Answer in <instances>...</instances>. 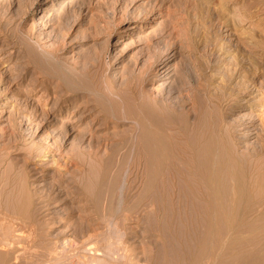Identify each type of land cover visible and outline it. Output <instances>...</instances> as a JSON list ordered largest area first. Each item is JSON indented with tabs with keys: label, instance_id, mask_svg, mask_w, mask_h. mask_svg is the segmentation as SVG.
<instances>
[{
	"label": "rangeland",
	"instance_id": "obj_1",
	"mask_svg": "<svg viewBox=\"0 0 264 264\" xmlns=\"http://www.w3.org/2000/svg\"><path fill=\"white\" fill-rule=\"evenodd\" d=\"M74 65L91 74L71 86ZM216 133L250 186L217 222L179 159ZM263 175L264 0H0V221L21 233L7 262L263 264Z\"/></svg>",
	"mask_w": 264,
	"mask_h": 264
},
{
	"label": "bare ground",
	"instance_id": "obj_2",
	"mask_svg": "<svg viewBox=\"0 0 264 264\" xmlns=\"http://www.w3.org/2000/svg\"><path fill=\"white\" fill-rule=\"evenodd\" d=\"M35 1V0H34ZM244 4V3H243ZM43 11V10H42ZM41 10L39 11V12H42ZM40 14V13H39ZM34 16V15H33ZM33 30V29H32ZM31 30V31H32ZM30 34H32L31 32H30ZM32 37H34V36H32ZM37 39V38H36ZM36 41V40H35ZM38 42V41H37ZM63 43H58V45H57V47L56 48H54V49H50L49 51H45L44 50V52L43 53H45L46 55V57H47V55H50V57L49 58H53V60H52V62H56V63H59L60 64V62L59 61H57L56 60V57H58V55H60V53L62 52V47H63V45H62ZM246 45H247V43H246ZM64 48V47H63ZM47 49H49V48H47ZM8 50V49H7ZM253 51V50H252ZM23 54V53H22ZM63 54V53H62ZM23 56V55H22ZM59 58V57H58ZM23 59H24V63L26 64V67H27V65H28V63H26V61L25 60H27V58L24 56L23 57ZM46 59H48V58H46ZM49 60V59H48ZM46 61V60H45ZM51 61V59L49 60V62ZM63 61V60H62ZM61 61V62H62ZM62 63H64V64H66L65 62H62ZM54 64V63H53ZM25 67V66H24ZM70 68H71V71H70V74L71 73H73V74H66V73H68L67 71H65L66 73V79L67 80H64V79H56V83H55V85L60 89V91L61 92H63L64 94H71V95H73V94H75V95H77V96H82L84 93L82 92V91H80V92H82V93H80L79 92V90H72V89H68V88H66V86H65V82L64 81H68L70 84H71V86L72 85H76V84H78V78H79V76L80 75H82V74H84V75H86V76H88V77H90V74H91V68L89 67V66H82V67H77V66H69ZM78 69H77V68ZM164 68H165V65H161L159 68H158V74H160V75H162L163 73H164ZM61 74V73H60ZM84 75H82V76H84ZM62 77V76H61ZM97 77V76H96ZM59 78V77H58ZM98 78V77H97ZM99 79V78H98ZM64 80V81H63ZM98 80L96 79V82L94 81L93 82V85L95 86L94 88H95V90H97L98 91V89L100 90V88H101V82H100V79H99V81L97 82ZM38 84V83H37ZM43 84V83H42ZM68 84V83H67ZM69 84V85H70ZM35 85V84H34ZM29 86V85H28ZM31 86H33V85H31ZM31 88V87H30ZM28 89V88H27ZM72 90V91H71ZM33 90H29V92H32ZM46 91H48V89L46 90ZM96 91V92H97ZM45 92V91H44ZM54 92V91H53ZM77 92V93H76ZM79 92V93H78ZM51 93V92H50ZM86 94V93H85ZM89 94V93H88ZM51 95V94H50ZM53 98H55V97H53ZM84 98V97H83ZM150 98V100L151 101H155L154 99H151V96L149 97ZM139 105H141L140 103H139ZM139 116V115H138ZM246 118V117H245ZM146 122V121H145ZM139 124V123H138ZM148 124V123H147ZM150 125V124H149ZM241 126V125H240ZM246 128V127H245ZM239 130V129H238ZM240 130H241V128H240ZM216 131H218L217 129H216ZM218 133H219V131H218ZM245 133V132H244ZM217 134V133H216ZM221 134H222V132H221ZM217 135H219V134H217ZM216 135V136H217ZM226 135H228L227 133H226ZM223 136V135H222ZM248 136H251V135H246V137L244 136V138H247ZM243 137V136H242ZM211 139H214V138H211ZM210 139V140H211ZM226 139H228V137L226 136V138L223 136V138L219 135V139L218 138H216V140H214V142H210V140H208L211 144H214L213 146H211V144L209 145L208 144V142H206L205 144H201L200 145V143H195V145H190V147L189 148H187V146L186 147H182L183 149H182V155L179 157V159H180V162H181V164H182V166L185 168V171H186V173L189 175V176H191V178L192 177H194V178H198L199 180H201L203 183H202V185H200L201 186V188L202 189H200V190H202V193H201V195H199L198 194V192H197V194L202 198L201 200L203 201V203H205V206L207 207V208H211V210L212 211H210V213L212 214V215H210V216H212V218H213V220L214 221H216L215 219H214V217H216L218 214L216 213V211H218L219 212V209L218 208H225V207H227L228 205L226 204L228 201L229 202H231V204H229L230 206H228L229 208H232V206L234 205V207H235V204L241 199L240 197H238V195L237 194H239V196L240 195H242V196H244V194H245V192H246V190H247V188L246 187H250L249 185H248V181H247V179H249V178H247V176H246V174L247 173H245L246 172V166H244L243 167V165H245V164H243V162L245 161L244 160V158H243V155L241 156V154L239 155V154H237L235 151L232 153L231 152V150L229 149V146H231L230 144H229V146H228V144H227V140ZM249 139V138H248ZM242 141H244L243 140V138L241 139ZM182 141V140H181ZM187 141V140H186ZM228 142L230 143V141L228 140ZM241 142V141H240ZM188 143V142H187ZM186 143V144H187ZM185 144V145H186ZM191 144V143H190ZM193 144V143H192ZM193 147V148H192ZM204 147V148H203ZM231 148H232V146H231ZM201 150L202 151H204V152H201ZM232 150H233V148H232ZM236 153V154H235ZM143 154V153H142ZM205 157L206 159L207 158H209L208 159V161L207 160H204L203 162L204 163H206L207 164V162H210V163H208V168H207V170L204 168V166H201V168H198V166L200 167V165H202L201 163H203V162H201V160L200 159H202V157ZM142 157V156H141ZM144 157V156H143ZM204 159V158H203ZM144 160V159H143ZM200 160V162L201 163H199L200 165H198L197 166V164H198V161ZM244 160V161H243ZM205 161H207V162H205ZM259 163V162H258ZM255 164V163H254ZM203 167V168H202ZM194 168V169H193ZM245 168V169H244ZM206 171H205V170ZM259 169V168H258ZM200 170H202V171H204V172H202V171H200ZM255 172H258V170L257 171H255ZM187 174H185V175H187ZM258 174H259V172H258ZM257 174V175H258ZM221 175H223L222 176V180H225V182H226V180H228V178H229V180H232V181H235V183H236V188L234 189V190H231V191H228L227 193H221V192H219V190L221 191V186H218V180H221L220 178H221ZM248 175V174H247ZM260 175V174H259ZM225 176V177H224ZM252 176V175H251ZM225 179H224V178ZM257 177V176H256ZM263 177H264V175H263ZM262 176L259 178V176H258V178H259V180H261V178H263ZM257 179V178H256ZM196 180V179H195ZM200 182V181H199ZM198 182V183H199ZM219 182H222V181H219ZM251 182V181H250ZM249 182V183H250ZM201 183V182H200ZM229 183V182H228ZM227 183V184H228ZM247 183V184H246ZM245 184H246V186H245ZM255 184V183H254ZM198 185V184H197ZM231 185V184H230ZM229 185V186H230ZM227 186V185H226ZM255 186V185H254ZM258 186V185H257ZM162 187V186H161ZM166 187V186H165ZM220 189H219V188ZM223 187H224V184H223ZM253 187V186H252ZM228 188V187H227ZM258 188V187H257ZM199 190V191H200ZM197 191H198V189H197ZM196 194V196H197V198H199V196ZM239 198H237V197ZM241 196V197H242ZM36 198V197H35ZM177 198V197H176ZM238 200V201H236V202H234L236 199ZM177 200H178V198H177ZM38 201V200H37ZM46 203V202H45ZM233 203H235V204H233ZM246 203H248V202H246ZM264 203V202H263ZM37 204V203H36ZM224 204V206L223 207H221L222 205ZM233 204V205H232ZM257 204H258V202H257ZM44 205V204H43ZM232 205V206H231ZM256 205V204H255ZM46 206H48V205H46ZM241 206V205H240ZM253 206H254V204H253ZM261 206V205H260ZM263 206V205H262ZM262 206L261 207H259V208H262ZM38 207V206H37ZM227 207V208H228ZM233 207V208H234ZM264 207V206H263ZM42 208V207H41ZM216 208L218 209V210H216ZM226 208V209H227ZM249 208V207H248ZM36 209V208H35ZM45 209V208H44ZM225 209V210H226ZM248 210V209H247ZM250 210V209H249ZM224 212V211H223ZM227 213V212H226ZM220 216V215H219ZM3 217V216H2ZM222 217V216H221ZM245 217V216H244ZM226 218H227V216H226ZM3 221H4V219H2ZM9 220H5V222H2V221H0V230H1V235H0V251H5L6 253H8V254H11V255H13L14 253L16 254L17 252L14 250V249H12L11 247H12V243H14V242H18L17 240L15 241V239L17 238V239H20L19 238V235L21 234L20 232V234H17V236H15L14 235V233L16 232V230H14L12 227H11V225H10V223L8 222ZM226 221V220H225ZM217 222V221H216ZM233 222V221H232ZM2 223V224H1ZM14 223V222H13ZM29 223V222H28ZM27 223V226L29 225ZM228 223V222H227ZM254 223V222H253ZM12 224V223H11ZM19 224V223H18ZM18 224H16V225H18ZM21 224V223H20ZM22 224H25V223H22ZM14 225H15V223H14ZM230 225H231V222H230ZM5 228H4V227ZM22 226V225H21ZM25 226H26V224H25ZM24 225H23V227H24V229L26 228ZM253 226V225H252ZM18 227V226H17ZM22 227V228H23ZM29 227H31L30 225H29ZM28 227V228H29ZM216 227V224H215V222H213V221H211L210 222V228H213V229H216L215 228ZM234 227V226H233ZM237 228V227H236ZM244 228V227H243ZM261 228V227H260ZM229 229V228H228ZM234 229V228H233ZM30 230H32L31 228H30ZM246 230V229H245ZM254 230H255V228H254ZM20 231V230H19ZM22 231V230H21ZM215 231V230H214ZM227 231H229V230H227ZM234 231V230H233ZM237 231V230H236ZM241 231V230H240ZM239 231V232H240ZM262 231V230H261ZM23 232H25L24 230H23ZM22 232V233H23ZM30 232V231H29ZM33 232H35L34 230H33ZM217 232H218V230H217ZM25 233H28L27 231L25 232ZM230 233V232H229ZM232 233V232H231ZM249 233V232H248ZM24 234V233H23ZM31 234V233H30ZM35 234V233H34ZM219 234V233H218ZM262 234V233H261ZM261 234H259V232H258V235L260 236ZM263 234H264V232H263ZM14 235V236H13ZM45 235V234H44ZM225 235V234H224ZM228 235V234H227ZM230 236H231V234H229ZM256 235V234H255ZM26 236H27V234H26ZM28 236H29V234H28ZM27 236V237H28ZM32 236H34V237H36L35 235H32ZM31 236V237H32ZM259 236H257V237H259ZM23 237V236H22ZM30 237V236H29ZM33 237V238H34ZM220 237V236H219ZM227 237V236H226ZM264 237V236H263ZM33 238H31L32 240H33ZM47 238V237H46ZM45 238V239H46ZM230 238H233V237H230ZM235 238V237H234ZM23 239V238H22ZM27 239V238H26ZM26 239H24V240H26ZM29 239V238H28ZM216 239V238H215ZM264 239V238H263ZM36 240V239H35ZM35 240H33V243H35L34 241ZM226 240H227V238H226ZM248 240V239H247ZM22 241V240H21ZM26 241H28V240H26ZM25 241V242H26ZM220 241V240H219ZM228 241L229 242H231L232 244L234 243V240L233 241H230L229 240V238H228ZM242 241V240H241ZM25 242H23L22 244H24V245H26L27 243V245H29L30 246V242L31 241H28L26 244H25ZM227 242V241H226ZM229 242H227L229 245H231V243H229ZM264 242V241H263ZM20 243V242H19ZM30 243V244H29ZM226 243V245H227V247H226V245H225V247H226V249L225 250H222V251H219V252H221V254H219L218 252V254H219V257L224 253V255L226 256V255H229V254H227L230 250H229V246H228V244ZM70 244V243H69ZM222 244V243H221ZM223 244H224V242H223ZM241 244V243H240ZM31 245H33V244H31ZM54 246H55V244H53ZM219 245V244H218ZM239 245V244H238ZM251 245V244H250ZM21 246V247H20ZM41 246V245H40ZM51 246V245H50ZM66 246V245H65ZM68 246V245H67ZM246 246V245H245ZM17 247H18V245H17ZM25 247V248H24ZM23 248H24V250L25 249H30V248H27L26 246H24ZM34 247V246H33ZM52 247L53 246H51V249H52ZM221 247H223V246H221ZM225 247H223V249L225 248ZM233 247H234V245H233ZM233 247H232V249H233ZM240 247V246H239ZM18 248H22V245H20L19 244V247ZM31 248H32V246H31ZM45 248V247H44ZM65 248V247H64ZM33 249V248H32ZM54 249H55V247H54ZM115 249V248H114ZM231 249V248H230ZM234 249H235V247H234ZM249 249V248H248ZM10 250V251H9ZM20 250H22V249H20ZM27 250V251H28ZM33 250H35V249H33ZM42 250H43V246H42ZM41 250V251H42ZM44 250H48V249H44ZM67 250V249H66ZM50 251V249L48 250V253H50L49 252ZM75 252H76V250H74ZM78 251V250H77ZM121 251V250H120ZM124 251V250H123ZM224 251V252H223ZM28 252H30V251H28ZM60 252V251H59ZM72 252V251H71ZM223 252V253H222ZM241 252V251H240ZM248 252V251H247ZM1 253V252H0ZM3 253V252H2ZM31 253H32V251H31ZM30 253V254H31ZM38 253V252H37ZM41 253V252H40ZM43 253V252H42ZM68 253V252H67ZM73 253V252H72ZM99 253V252H98ZM104 253H105V251H104ZM128 253V252H127ZM230 253V252H229ZM244 253V252H243ZM252 253V252H251ZM262 253V252H261ZM19 254V253H18ZM20 254H21V252H20ZM29 254V253H28ZM36 254V253H35ZM54 254H56V252L54 253ZM62 254H64V253H62ZM71 253H69V255H70ZM74 254V253H73ZM85 254V253H84ZM101 254V253H100ZM232 254V253H231ZM239 254V253H238ZM22 256L23 255H25V253L23 254H21ZM20 255V256H21ZM49 255V254H48ZM47 254H45V256H48ZM51 255V254H50ZM49 255V256H50ZM58 255V254H57ZM65 257L63 256V258H66V252H65ZM106 255V254H105ZM223 255V256H224ZM16 256H18V255H16ZM16 256H15V258H14V262H15V260H16V262L17 263H15V264H18V262H20V261H17V259H16ZM22 256H21V258H22ZM49 256H48V258H49ZM59 256V255H58ZM58 256H53L54 257V259H55V257H57L58 258ZM62 256V255H61ZM77 256V255H76ZM82 256V255H81ZM88 256V255H87ZM103 256V255H102ZM212 256H213V254H212ZM239 256L241 257H246L245 255L243 256V255H241V254H239ZM238 256V257H239ZM19 257V256H18ZM24 257V256H23ZM25 257H27V259H28V256H27V254H26V256ZM24 257V258H25ZM79 257V256H78ZM83 257V256H82ZM124 257V256H123ZM218 257V258H219ZM222 257V256H221ZM220 257V258H221ZM48 258H45V259H48ZM56 258V259H57ZM60 258V257H59ZM58 258V259H59ZM67 258H69L70 259V256L68 257L67 256ZM71 258H72V255H71ZM84 258V257H83ZM94 258H96V257H94ZM94 258H92V259H94ZM99 257H97V259H98ZM127 258V257H126ZM215 258V257H214ZM235 258H236V256H235ZM254 258H256V257H254ZM23 259V258H22ZM44 259V260H45ZM50 259V258H49ZM52 259V258H51ZM75 259H77L76 257H75ZM74 259V260H75ZM85 259V258H84ZM213 259V258H212ZM211 259V260H212ZM216 259V258H215ZM222 259V258H221ZM18 260H20L19 258H18ZM73 260V259H72ZM73 260V261H74ZM78 261H80V259L78 258L77 259ZM100 260V259H99ZM104 260V259H103ZM218 260V259H217ZM240 260V259H239ZM249 260V259H248ZM262 260V262H263V264H264V255H263V258L262 259H260V261ZM23 261V260H22ZM49 261V260H48ZM59 261L60 260H58V264H61V263H59ZM64 261V260H63ZM66 261H68V259H66ZM69 261H71V260H69ZM72 261V262H73ZM88 261V260H87ZM102 261V260H101ZM127 261V260H126ZM205 261V260H204ZM215 261V263H216V260H214ZM221 261V260H220ZM220 261H218V262H220ZM222 261H223V259H222ZM221 261V262H222ZM232 261V260H231ZM259 261V262H260ZM50 262V261H49ZM49 262H48V264H49ZM52 262H54V261H52ZM62 262V261H61ZM65 262V261H64ZM71 262V263H72ZM83 262V261H82ZM95 262V261H94ZM130 262V261H129ZM132 262V261H131ZM212 262V261H211ZM247 262V261H246ZM245 262V263H246ZM12 263V262H11ZM10 263V261H8L7 262V254L6 255H1L0 256V264H11ZM25 263V262H24ZM26 263H28V261L26 262ZM66 263V262H65ZM64 263V264H65ZM70 263V264H71ZM79 264H81V262H78ZM84 263V262H83ZM93 263V262H92ZM97 263V262H96ZM95 263V264H96ZM109 263V262H108ZM123 263V262H122ZM128 263V262H127ZM214 263V262H213ZM21 264V263H20ZM53 264H56V263H53ZM66 264H69L68 262L66 263ZM73 264V263H72ZM75 264H77V263H75ZM88 264V263H87ZM91 264V263H90ZM99 264V263H98ZM110 264V263H109ZM256 264V263H255Z\"/></svg>",
	"mask_w": 264,
	"mask_h": 264
}]
</instances>
